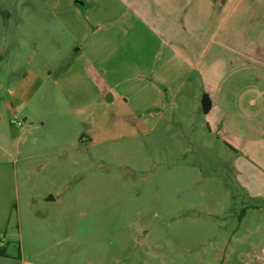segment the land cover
<instances>
[{"label":"rangeland","instance_id":"rangeland-1","mask_svg":"<svg viewBox=\"0 0 264 264\" xmlns=\"http://www.w3.org/2000/svg\"><path fill=\"white\" fill-rule=\"evenodd\" d=\"M63 1L0 0V264H264L246 253L263 254L264 205L237 179L264 173L201 126L208 93L183 89L171 131L132 129L63 77Z\"/></svg>","mask_w":264,"mask_h":264},{"label":"crops","instance_id":"crops-1","mask_svg":"<svg viewBox=\"0 0 264 264\" xmlns=\"http://www.w3.org/2000/svg\"><path fill=\"white\" fill-rule=\"evenodd\" d=\"M61 4L78 44L65 79L89 80L107 103L127 109L132 129L145 131L158 124L171 131L174 110L185 101L183 89L206 92L211 107L201 126L222 132L234 155L264 173V0ZM239 173V186L259 209L264 204L254 200L264 202V183L253 184L245 167ZM250 238L246 235L247 243ZM246 253L264 259V251Z\"/></svg>","mask_w":264,"mask_h":264},{"label":"water","instance_id":"water-1","mask_svg":"<svg viewBox=\"0 0 264 264\" xmlns=\"http://www.w3.org/2000/svg\"><path fill=\"white\" fill-rule=\"evenodd\" d=\"M203 109L205 112H208V110L211 107V99L208 94H205L202 100Z\"/></svg>","mask_w":264,"mask_h":264},{"label":"trees","instance_id":"trees-1","mask_svg":"<svg viewBox=\"0 0 264 264\" xmlns=\"http://www.w3.org/2000/svg\"><path fill=\"white\" fill-rule=\"evenodd\" d=\"M0 254L6 255L7 254L6 248H4V247L0 248Z\"/></svg>","mask_w":264,"mask_h":264}]
</instances>
